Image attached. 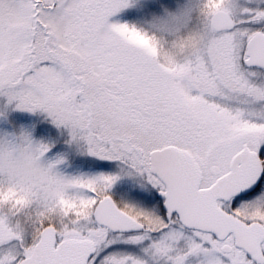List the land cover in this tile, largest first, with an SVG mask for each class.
<instances>
[{"label":"snow or ice","instance_id":"1","mask_svg":"<svg viewBox=\"0 0 264 264\" xmlns=\"http://www.w3.org/2000/svg\"><path fill=\"white\" fill-rule=\"evenodd\" d=\"M0 264H264V0H0Z\"/></svg>","mask_w":264,"mask_h":264},{"label":"rangeland","instance_id":"2","mask_svg":"<svg viewBox=\"0 0 264 264\" xmlns=\"http://www.w3.org/2000/svg\"><path fill=\"white\" fill-rule=\"evenodd\" d=\"M112 19L114 21L115 20L131 21V20H135V19H139V18L137 17L135 9H127V10H124V11L116 14V16L113 17Z\"/></svg>","mask_w":264,"mask_h":264}]
</instances>
